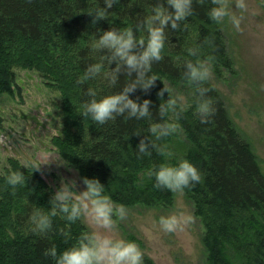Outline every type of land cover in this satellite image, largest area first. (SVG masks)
Segmentation results:
<instances>
[{"label":"trees","instance_id":"obj_1","mask_svg":"<svg viewBox=\"0 0 264 264\" xmlns=\"http://www.w3.org/2000/svg\"><path fill=\"white\" fill-rule=\"evenodd\" d=\"M157 2L118 0L106 19L92 23L88 13L103 6V0H0V94L12 92V68L36 70L52 82L61 94L63 115L62 131L52 138V144L81 178L99 179L117 206L171 207L172 192L154 187V177L147 172L160 163L190 160L199 169L201 179L182 192L205 225L201 241L203 264H234L224 247L230 241L242 248L249 264H264V174L251 146L230 119L220 94L208 82L204 86L209 89L207 97L213 108L210 120L201 122L196 97L192 95L191 105H178L180 114L178 118L173 116L178 119L180 131L158 141L171 149L169 161L156 150L151 155L136 154L135 147L142 136L132 133L139 130L149 135V120L116 116L101 125L84 115L82 109L77 111L82 108L81 102L89 99L87 88H95L99 95L110 94L122 90L127 79V73L121 71L115 88H110L102 77L81 82L84 69L98 58L91 44L99 30L133 27L151 14ZM209 7L211 0H193V13L182 28L166 29L161 59L154 61L151 69L157 78L155 85L147 92L137 88L129 93L133 99L153 101L149 108L154 120L162 119L159 104L168 99L167 92L162 98L157 96L158 90L166 87L162 77L187 85L182 80L184 63L197 59L188 54L187 48L198 47L199 58H208L218 76L222 68L232 71L220 25L206 15ZM137 36L146 38L143 31ZM110 67H115V61ZM135 75L133 72L132 78ZM164 118L169 119V113ZM82 121L87 123L85 129L73 132L71 128L81 127L78 124ZM1 123L0 119V126ZM11 166L12 171L23 173V181L13 188L1 180L0 264H53L43 250L53 243L58 251L71 246L85 228L79 220L65 227L68 222L58 212L52 217L49 231H33L31 216L38 211L50 212L54 197L48 195L49 188L41 174L31 175L16 161ZM207 210L219 214L211 225ZM24 219L29 225L21 230ZM61 229L70 233L67 240Z\"/></svg>","mask_w":264,"mask_h":264},{"label":"clouds","instance_id":"obj_2","mask_svg":"<svg viewBox=\"0 0 264 264\" xmlns=\"http://www.w3.org/2000/svg\"><path fill=\"white\" fill-rule=\"evenodd\" d=\"M117 2L118 0H103V6L99 5L88 13L92 17V23L106 19L109 9ZM246 8V0H234V7L228 0H211V7L207 9L206 15L217 24L227 20L236 31H241L243 11L237 14L234 9ZM192 13L193 0H158L153 5L151 14L133 27L99 30V35L91 44L93 51L99 55L84 69L81 82L102 77L110 88H115L121 71L127 73V79L122 90L110 94L99 95L95 88H87L89 99L81 102L83 113L101 125L116 116L149 120V135H142L139 130L132 133L142 136L135 147L138 157L151 155L153 150L167 157L173 155L167 144H160L158 141L175 133L179 126L178 119L164 118L168 113H173L178 118L181 109L178 107L177 98L169 94L168 99L162 100L158 108L162 119L154 120L149 108L153 101L148 98L141 100L139 97L133 99L129 93L137 88L147 92L155 85L157 78L151 69L153 62L161 59L167 39L166 29H181L183 22ZM140 31L146 33V38H138L137 32ZM187 52L197 59L185 61L186 71L182 73V80L194 89L197 115L202 123H207L213 114V108L207 97L209 89L204 86V82L209 79L212 68L208 58H199L198 47H189ZM113 61L114 68L110 67ZM133 72L136 73L135 78H132ZM165 92H169V89L164 86L158 90L157 96L162 98ZM27 166L28 162L25 163V167ZM147 175L154 177V187L170 191H183L201 179L199 169L188 159H181L175 164L160 163L154 169H149ZM5 179L14 188L22 183L23 173L12 171ZM82 183L84 187L77 191L75 180L61 179L60 186L50 201L53 205L50 212L40 211L31 216L33 231H49L52 217L58 212L68 222L65 227H70L71 223L83 218L89 224L95 225V229L81 231L75 242L63 250L58 251L56 244H51L43 250V255L50 257L53 264H142L143 253L138 244L134 240L115 235L116 218L118 216L122 219L127 215L126 206L120 204L119 207H114V202L105 192V185L99 179L82 177ZM182 216L183 213L160 215L158 224L165 233L182 231ZM60 231L67 240L70 233L63 229Z\"/></svg>","mask_w":264,"mask_h":264},{"label":"rangeland","instance_id":"obj_3","mask_svg":"<svg viewBox=\"0 0 264 264\" xmlns=\"http://www.w3.org/2000/svg\"><path fill=\"white\" fill-rule=\"evenodd\" d=\"M228 2L234 7V0ZM246 3L245 10L234 9L237 14L243 11L241 31H236L227 20L219 23L232 71L222 68L218 76L209 62L212 73L206 82L220 94L230 119L251 146L264 174V0H246ZM10 72L13 74L12 92L0 94V184L1 180L6 181V175L12 172L11 163L16 161L31 175L35 172L42 175L46 187L48 185L52 191L48 189L49 196L54 197L61 179L75 180L79 191L84 187L81 176L74 165L60 157L52 144V138L62 131L60 92L36 70L12 68ZM162 79L169 89L168 97L170 94L177 98L181 108L191 105L193 92L188 85L174 84L165 76ZM173 116L175 114L169 113V119L175 120ZM78 125L81 127L74 126L71 130H83L87 123L82 121ZM179 131L177 128L176 132ZM168 158L166 156L167 161ZM171 192V207L146 208L135 204L133 208H126L127 215L116 218L115 235L138 244L143 253L142 264H203L201 241L205 225L182 191ZM114 207L119 206L114 204ZM206 212L211 225L219 214ZM172 213H183V230L165 233L158 224V217ZM79 221L85 230L96 227L83 218ZM11 223L7 224L6 231ZM28 225L29 221L24 219L21 230ZM224 247L234 264H249L236 243L230 241Z\"/></svg>","mask_w":264,"mask_h":264}]
</instances>
